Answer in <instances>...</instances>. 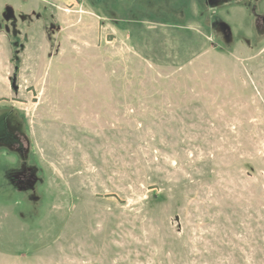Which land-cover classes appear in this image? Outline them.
I'll return each mask as SVG.
<instances>
[{"label":"rangeland","instance_id":"1","mask_svg":"<svg viewBox=\"0 0 264 264\" xmlns=\"http://www.w3.org/2000/svg\"><path fill=\"white\" fill-rule=\"evenodd\" d=\"M0 264H264V0H0Z\"/></svg>","mask_w":264,"mask_h":264},{"label":"water","instance_id":"2","mask_svg":"<svg viewBox=\"0 0 264 264\" xmlns=\"http://www.w3.org/2000/svg\"><path fill=\"white\" fill-rule=\"evenodd\" d=\"M12 87H13V88H15V84H14V81H13V83H12Z\"/></svg>","mask_w":264,"mask_h":264}]
</instances>
